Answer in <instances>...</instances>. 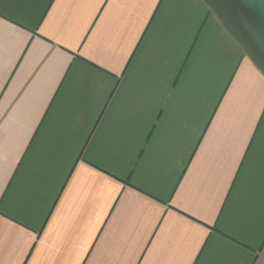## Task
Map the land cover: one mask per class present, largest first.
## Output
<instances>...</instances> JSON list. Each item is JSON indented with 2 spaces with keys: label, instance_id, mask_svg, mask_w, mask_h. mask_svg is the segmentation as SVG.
<instances>
[{
  "label": "crops",
  "instance_id": "obj_1",
  "mask_svg": "<svg viewBox=\"0 0 264 264\" xmlns=\"http://www.w3.org/2000/svg\"><path fill=\"white\" fill-rule=\"evenodd\" d=\"M0 264H264V75L202 0H0Z\"/></svg>",
  "mask_w": 264,
  "mask_h": 264
},
{
  "label": "water",
  "instance_id": "obj_2",
  "mask_svg": "<svg viewBox=\"0 0 264 264\" xmlns=\"http://www.w3.org/2000/svg\"><path fill=\"white\" fill-rule=\"evenodd\" d=\"M264 75V0H202Z\"/></svg>",
  "mask_w": 264,
  "mask_h": 264
}]
</instances>
